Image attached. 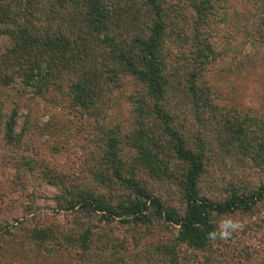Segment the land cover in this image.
<instances>
[{
    "label": "trees",
    "instance_id": "obj_1",
    "mask_svg": "<svg viewBox=\"0 0 264 264\" xmlns=\"http://www.w3.org/2000/svg\"><path fill=\"white\" fill-rule=\"evenodd\" d=\"M0 36L11 42L0 53V88L21 94L7 107L0 100L4 142L20 146L22 100L50 91L89 111L104 135L78 184L13 157L57 188L54 214L78 212L69 227L27 230L45 257L71 248L78 264H125L137 249L152 264H189V250L207 257L220 239V216L264 199V185L239 191L234 175L222 178V197L201 189L204 159L216 148L264 161V96L258 111L224 107L216 78L241 58L264 55V0H0ZM123 75L137 83L132 94L119 88ZM120 95L130 104L122 130L97 120ZM117 224L128 236L113 234ZM11 226L0 227V254Z\"/></svg>",
    "mask_w": 264,
    "mask_h": 264
},
{
    "label": "rangeland",
    "instance_id": "obj_2",
    "mask_svg": "<svg viewBox=\"0 0 264 264\" xmlns=\"http://www.w3.org/2000/svg\"><path fill=\"white\" fill-rule=\"evenodd\" d=\"M10 45L7 37L0 36V53ZM241 60L242 63L232 65V71L217 75V100L224 107L258 111L264 96V55L256 53ZM209 77L214 79L213 75ZM118 85L124 91L123 95L137 89V83L125 75ZM5 91L0 88L4 107L9 106L12 99L17 102L21 99L20 93L14 94L12 90L11 96L6 97ZM123 95L113 101L107 100L97 120H103L108 126L117 124L121 130L127 129L130 104ZM22 103L25 105L22 104L19 110L16 124L17 129L25 130L20 136V146L7 144L0 134V227L13 225V232L0 254V264H78V252L71 248L49 258L42 255L39 248L29 245L27 230L32 225L44 227L61 222L69 227L68 221L78 217V212L54 214L49 207L54 204L57 188L44 182L41 173L23 169L13 157L48 164L66 181L71 179L78 184L86 181L89 162L85 159L95 157L104 135L97 130L96 120L89 111L73 108L59 92L26 96ZM217 150L204 159L203 191L212 197L224 196L222 178L228 179L231 175L240 178L239 191L248 192L264 185V161L253 163L234 149L222 151L223 154H217ZM175 169L179 172L178 166ZM147 179L155 185L151 178ZM165 190L169 193L168 188ZM218 224L221 236L213 243L208 256L207 252H198L196 256L188 248L189 264H258L264 260V199L246 212L239 210L220 216ZM113 234L128 236L127 229L118 224ZM159 236L167 240L168 233L163 231ZM136 250L132 249L133 254L125 264H152L145 256L135 255ZM93 259L86 260L85 264H106Z\"/></svg>",
    "mask_w": 264,
    "mask_h": 264
}]
</instances>
